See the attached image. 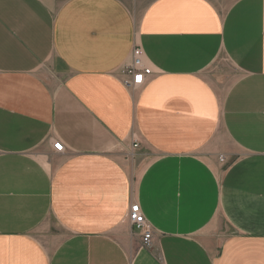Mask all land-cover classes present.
<instances>
[{
  "label": "crops",
  "instance_id": "1",
  "mask_svg": "<svg viewBox=\"0 0 264 264\" xmlns=\"http://www.w3.org/2000/svg\"><path fill=\"white\" fill-rule=\"evenodd\" d=\"M0 264H264V0H0Z\"/></svg>",
  "mask_w": 264,
  "mask_h": 264
},
{
  "label": "built area",
  "instance_id": "2",
  "mask_svg": "<svg viewBox=\"0 0 264 264\" xmlns=\"http://www.w3.org/2000/svg\"><path fill=\"white\" fill-rule=\"evenodd\" d=\"M122 73L124 75L122 80L123 85L132 90L140 86L145 78L150 75L151 70L148 66L144 65L143 56L138 47L133 48L131 61L123 68ZM62 147L61 142L53 143V148L57 151H61ZM128 219L134 228L141 231L143 244L149 246L152 239V229L146 222L138 204H132L130 206Z\"/></svg>",
  "mask_w": 264,
  "mask_h": 264
},
{
  "label": "rangeland",
  "instance_id": "3",
  "mask_svg": "<svg viewBox=\"0 0 264 264\" xmlns=\"http://www.w3.org/2000/svg\"><path fill=\"white\" fill-rule=\"evenodd\" d=\"M137 88H139V86L136 87L134 90H136ZM217 149L235 150V148L232 146V143L230 142V140L227 139L225 136H222L220 138V141L218 140V141L214 142L212 140V142L210 143V145H208V146H206L204 148V152H207V153L208 152H214ZM218 153L219 152L217 151L216 154L214 155V157H217L218 156L217 157L218 162L219 161L220 162L224 161V156L222 154H219L218 155ZM221 164L224 165V166H226L228 163L226 161V162L221 163ZM50 228L52 229V231L57 230V224H56V221L54 219H50Z\"/></svg>",
  "mask_w": 264,
  "mask_h": 264
}]
</instances>
